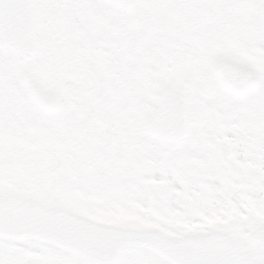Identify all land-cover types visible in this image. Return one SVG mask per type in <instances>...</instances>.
I'll return each instance as SVG.
<instances>
[{
	"label": "flooded vegetation",
	"instance_id": "1",
	"mask_svg": "<svg viewBox=\"0 0 264 264\" xmlns=\"http://www.w3.org/2000/svg\"><path fill=\"white\" fill-rule=\"evenodd\" d=\"M33 1L35 21L39 28V55L35 59L20 61L4 51V55L0 56L4 66L0 65L6 77H10L17 65L23 68V77L45 93L58 97L62 114H46L30 98L0 100V113L10 110L15 115L12 109L14 101L31 100L35 120L38 116L51 120L55 133L60 130L68 133L70 161L80 154L86 156V160L61 163L55 157L52 163H46L44 169L35 172L32 181L27 179L25 163L22 172L18 173L17 166L0 162V193L9 191L35 195L46 201L67 202L73 212L111 226H154L162 228L165 233L199 232V228L193 230L194 227H185L184 221L171 216V210L178 208L175 204L179 201L196 203V207L205 210L212 207L209 200L194 202L189 194L198 192L194 197L202 196L205 193L202 190L204 184L217 182L213 173L217 166L219 170L227 171L243 164V145L246 147L245 143L250 145L253 139H257L256 133L246 128L249 119L244 116H249L240 113L243 124L238 122L230 126L218 115L214 125L209 127L191 110L190 132L186 141L176 145L156 141L145 125L151 115L155 95H144L150 102L146 119L129 114L134 107L132 100H140L139 88L142 91L143 88L135 83L139 68L133 67L132 60L128 62L124 54V51L126 54L128 52L125 45L115 43L116 38L136 33L137 27L131 20L124 19V13L133 15L137 5L133 4V8L127 10L122 3L113 0H96V7H100L102 13L101 17L96 14V18L106 32V42L102 47L106 60L94 66L89 51L83 50V47L89 43V27L94 20L90 6L95 0ZM63 38H67L69 44L64 45L61 42ZM125 58L128 59L126 64ZM4 62L11 64V71ZM201 75L197 93L175 85L184 90L193 108L197 106L202 110L203 103H207L209 106L231 109L230 105L241 98L223 88L216 68L210 74L205 72ZM203 79L206 87L201 85ZM65 85H68L70 93L62 98L54 91ZM154 88L153 85L148 90L154 91ZM204 88L208 89L207 92ZM16 93L26 97L30 94L27 87L24 92ZM1 118L0 139L7 138L13 131H21L17 127L4 126ZM6 119L10 121L11 117L7 116ZM18 120L24 123V119ZM211 130L214 135H209ZM238 137L247 138L248 141H235ZM185 149L189 152L181 153ZM7 151L5 146H0V152L6 154ZM158 156L165 168H160L156 175ZM168 156L173 162L168 161ZM195 158V167L183 166V163L193 162ZM59 166H67L70 172V178H63L68 183L66 186L60 184ZM176 169L179 171H174ZM179 175L182 177L178 178ZM207 175L214 178L211 180ZM63 187H67L68 198L60 195ZM165 210V216H161ZM164 221L165 226L162 225ZM20 251L9 254L7 259L0 257V264H38L28 262L27 254ZM71 261L68 263L74 264L75 260Z\"/></svg>",
	"mask_w": 264,
	"mask_h": 264
},
{
	"label": "rangeland",
	"instance_id": "2",
	"mask_svg": "<svg viewBox=\"0 0 264 264\" xmlns=\"http://www.w3.org/2000/svg\"><path fill=\"white\" fill-rule=\"evenodd\" d=\"M148 1L135 0V4L137 5L135 13L133 15H126L124 13V19L131 20V23L137 27L136 33L130 35H136L142 39L143 42L141 43V45L146 48L151 62H145L144 58H146L147 56H143L142 53H139V55L131 53L132 48H135L136 51L139 49L138 44H125V50H127L128 52L126 54V52L124 51V54L126 58L129 59V63L130 60L133 61V67L139 68V79L137 78V80L139 81L140 87L143 88L142 91L138 87L139 93L144 94L145 96L154 93V105H152V109H158L159 107V91L162 88V85L164 86L167 83L174 82L179 86H183L185 88L188 87L189 90L197 93L199 89V84L197 81L200 80L202 76L201 74L205 72H207V74H210V71L213 70L215 63H217L219 59L221 60L222 58H229L231 61L233 60L240 64H247V66L253 68L261 78L262 83L260 85V88L256 90L254 94L248 96L245 99H238L237 101H235V103H232L230 105V110L233 111L229 115H225V112L223 110L222 112H220V114L227 117L223 119L226 121V123L229 120H232L235 123L236 120H239L240 122V120H242V117L239 116V113H244V115L252 114V118L249 121L250 131L251 129L253 131V129L255 130L259 127V125H257L254 121L255 114H259V119L263 120V122L261 123V130L264 131V50H255L246 47L237 38V34L239 32H241L242 30H246L251 26L254 15H256V13L248 9H239L231 15L212 12L209 15L210 19H206L207 21L204 22L205 28L201 29L199 25L190 23V17L188 15L186 16L188 21L186 19H182V15L184 14V12H182L175 6L176 0ZM92 4L93 6H90V10L92 16L94 17V20L89 27V32L91 34L88 38V46L83 47V50H88L91 56V60H94L92 64L94 66H99L105 63L106 60L102 48L103 44L106 42V32L102 27L101 21L96 18V14H98L100 17L102 16V13L99 9L100 7H96V0L92 1ZM205 12L202 13L205 14ZM153 14H155V20L150 19V15ZM258 14L264 16V10L260 11ZM206 36L207 39H202V37ZM61 42L64 45L69 44L67 38H63ZM216 47H219V56L217 55ZM169 50L181 53L179 57V59L181 60L179 68H177L178 59L173 55H168ZM3 53L4 50L0 47V56L4 55ZM132 56L134 58H131ZM153 56H156V60L152 58ZM126 58L124 59L125 63H127L128 60ZM2 62L3 61H1L0 63L4 66ZM4 63L8 66L9 71H11V64L8 62ZM1 65L0 100L6 101L12 98H28V96L26 97L25 95H18L16 93L17 91L22 93L25 90V88L23 87L24 85L16 82L18 76L24 71V69L17 65V68L13 69L10 77H5ZM52 67H56V65H53ZM153 67H158L160 70H155L153 69ZM150 72L155 73V75L157 74L154 83H152L151 85H149L151 79L149 80V77L146 76V73ZM60 73L61 71H59V74ZM55 74H57L56 71ZM191 75L194 76L190 78ZM153 85L155 87L154 91L148 90V88H152ZM202 86H207L204 83V79ZM67 88L68 85H65L54 92H58L62 98H65L68 97L70 93ZM257 97L260 98L259 107L255 102ZM132 101L134 107L132 112L129 114L139 115L146 119L149 116L147 113L150 107L149 99H133ZM32 108L33 103L29 99H21L18 102L14 101L12 109L14 110L15 115L10 113V110L0 113V118L2 117V124L6 127H17L18 125H25V127L27 126L28 129H31V127L34 126V121H37L41 124L38 125L39 128L34 131L36 134L42 132L45 138L40 137L38 140H29L28 138L26 140L24 137H22L21 133V136H19L17 141H14L10 137L7 138L2 146H5L6 150L8 151L6 152V154L0 152V162H6L10 164L11 167L17 166L19 168V171H17L18 173L22 170V165L25 163L24 167L27 168L25 173L28 174L27 179L29 181L33 180L35 172L41 171L45 168L46 163H52V159L49 160L47 158L48 154L55 156L61 163L85 162L86 156H83V154L76 155L75 159H72V161H70L69 154L71 146H69L68 140L60 139V136L59 139H56L55 134L52 130L53 122L51 120L43 122L45 119L40 116H38V118L35 120L36 114L35 112H33ZM193 110L194 111L192 114L203 122V118L201 117L202 113H194L196 110V106L193 108ZM144 114L147 116H144ZM7 116L11 117L10 121L6 119ZM19 118L24 119V123L20 122L18 120ZM27 118L31 119L27 121ZM244 118L249 119L246 116H244ZM24 133L25 131H23V134ZM209 135H214L212 130L211 132H209ZM258 137L264 138V136L262 135ZM245 140L248 141L247 138L244 139V137H238L237 139H235V141H242L243 143H245ZM245 144L246 147H244V145L242 144V150L249 155L246 157V160L243 161V164L240 165L244 168L245 171V178H243V180L248 181V176H250L251 178H254L255 184L250 186V189L249 187L244 186L233 187L234 183L231 181V179H228L230 183L227 184V178H222L221 181L225 188L230 189L231 184V187L233 188L234 194L236 196H231V199L228 203H226L225 201L212 203L214 204L213 207L208 208L206 212L212 214L213 217L209 220H201L200 218L199 223L196 225V227H194L193 230H197L198 227H204L205 224L210 230L213 229L215 225H217L226 230L235 232L239 239L243 240L248 238L250 232L253 229L258 227V225H260L261 223H264V218L261 222L259 216L260 214H264V193H261V186L262 184H264V157H260L261 155H258V153H261V151L264 153V150L260 149L258 140L252 141L250 145L247 143ZM257 150H259V152L257 153V155H255V158H253L252 151ZM187 152L189 151L185 149L181 153ZM158 157L159 160L156 164V175L158 174L160 168H165V166L160 162V156ZM167 159L169 162L171 161L170 156H168ZM196 159L197 158H195L193 162L183 163V166L189 165V167H195L197 164ZM237 166L239 167V165ZM218 170L219 166H217L213 173H216ZM58 171L60 175L58 177L60 178V184L62 186L68 185V183L63 180V178H70L68 167L59 166ZM174 171L179 170L176 169ZM41 174H43V172ZM209 177L212 178V176ZM221 177L229 176L222 175ZM165 178H167V176H165ZM235 178L239 179L237 173L235 175ZM259 180L260 184L258 185L256 181ZM241 182L242 179H240L239 183ZM251 183H253V181ZM202 190L205 189L202 188ZM250 191H254L255 193H250ZM230 192L231 190H224L218 184H216L215 187L209 186L207 192L203 195H215L217 197L227 198V195ZM61 194H64L65 197L68 198L67 187L62 188V190L60 191V195ZM195 194H193L192 192L189 194L194 202L200 200L198 199V196L194 197ZM247 195H250L251 197H248ZM236 197H238L241 201H244V205L240 206V204H238L237 202H233L237 201ZM161 198H159V200ZM182 202L183 201H179V203L175 204L179 209L171 210V216L181 221L186 219L187 213H190L189 211L181 210L182 206L184 205ZM171 207H173L172 204ZM166 212L167 210H165V212L161 214V216H165ZM201 212L203 215L205 214L203 208ZM192 219L193 217H189V219L184 222L189 223ZM162 225L165 226V221ZM143 227L144 226H140L137 228ZM23 251L28 255V259L30 260H35L34 258L38 256L40 260H42L41 257L46 255L47 258L51 256V260L50 258L46 259L48 261L46 264H54V261H52L53 259H55V264H70L68 263L69 261H67L68 258L62 256L56 251H52L51 249L39 250V254H34V251L37 250ZM10 259H14V257H11ZM125 260L126 264H141V257L136 252H128ZM74 264L78 263L76 262Z\"/></svg>",
	"mask_w": 264,
	"mask_h": 264
},
{
	"label": "water",
	"instance_id": "3",
	"mask_svg": "<svg viewBox=\"0 0 264 264\" xmlns=\"http://www.w3.org/2000/svg\"><path fill=\"white\" fill-rule=\"evenodd\" d=\"M22 8L23 4L17 10L9 7L11 15L0 9V40L5 48L26 57L36 55V28L31 7L21 13ZM221 65L233 64L224 61ZM224 77L226 84H235L237 90L244 93L258 82L251 72L243 78L234 77V81H230L227 75ZM32 91L43 107H53L51 100L45 99L37 89ZM162 95L160 111L153 114L148 124L150 129L157 139L164 141L177 142L187 138L189 109L186 98L168 87ZM193 237L200 239L193 244ZM0 238L43 242L92 264H122L125 252L135 248L149 249L170 264H264V226L251 235V250L247 252L226 233L171 238L160 230L137 231L102 226L67 210L20 196L0 197Z\"/></svg>",
	"mask_w": 264,
	"mask_h": 264
},
{
	"label": "snow or ice",
	"instance_id": "4",
	"mask_svg": "<svg viewBox=\"0 0 264 264\" xmlns=\"http://www.w3.org/2000/svg\"><path fill=\"white\" fill-rule=\"evenodd\" d=\"M19 6L18 0H0V9L6 10L8 7ZM175 6L187 14L192 20L198 21L202 12H219L227 15L235 13L239 9H248L256 13L250 27L237 34V38L246 46L255 50H264V16L258 13L264 10V0H176ZM143 41L136 35H125L116 38L118 46L125 44H141ZM217 74L243 78L249 75L247 69L234 65H221L216 69ZM260 98L256 103L259 107ZM200 238H191V243L195 244ZM50 248L58 251L54 246L38 241H16L0 240V257L6 258L10 253L20 250H42ZM141 257V264H169V261L159 256L155 252L146 248L132 249Z\"/></svg>",
	"mask_w": 264,
	"mask_h": 264
}]
</instances>
